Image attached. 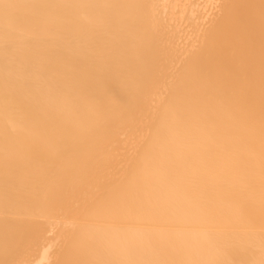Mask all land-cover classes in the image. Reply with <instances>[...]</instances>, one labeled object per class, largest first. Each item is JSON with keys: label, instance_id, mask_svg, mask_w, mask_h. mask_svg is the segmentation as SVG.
Instances as JSON below:
<instances>
[{"label": "bare ground", "instance_id": "1", "mask_svg": "<svg viewBox=\"0 0 264 264\" xmlns=\"http://www.w3.org/2000/svg\"><path fill=\"white\" fill-rule=\"evenodd\" d=\"M0 264H264V0H0Z\"/></svg>", "mask_w": 264, "mask_h": 264}]
</instances>
